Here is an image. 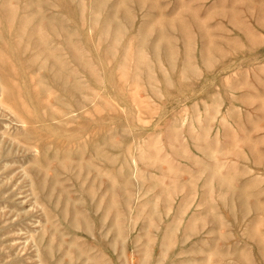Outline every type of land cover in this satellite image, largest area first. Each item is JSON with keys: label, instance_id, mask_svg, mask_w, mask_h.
Instances as JSON below:
<instances>
[{"label": "rangeland", "instance_id": "rangeland-1", "mask_svg": "<svg viewBox=\"0 0 264 264\" xmlns=\"http://www.w3.org/2000/svg\"><path fill=\"white\" fill-rule=\"evenodd\" d=\"M1 49L0 264H264V0H0Z\"/></svg>", "mask_w": 264, "mask_h": 264}, {"label": "bare ground", "instance_id": "bare-ground-1", "mask_svg": "<svg viewBox=\"0 0 264 264\" xmlns=\"http://www.w3.org/2000/svg\"><path fill=\"white\" fill-rule=\"evenodd\" d=\"M29 1V0H28ZM31 1V0H30ZM27 2V1H26ZM2 3V2H1ZM31 3V2H30ZM55 6H57V7H59V0H55ZM18 7V6H17ZM10 9V8H9ZM28 9V8H27ZM14 11V10H13ZM21 12V11H20ZM47 13V12H46ZM57 18H59V17H57ZM43 19H44V17H43ZM28 20V19H27ZM46 20V19H45ZM59 20V19H58ZM28 21H30V20H28ZM12 22V21H11ZM19 23V22H18ZM52 24V23H51ZM54 26V25H53ZM4 27V26H3ZM37 28V27H36ZM17 30V29H16ZM55 30V29H54ZM15 31V30H14ZM40 31V30H39ZM38 31V32H39ZM42 33V31L40 32V34ZM39 34V33H38ZM55 39H54V43H55V48H54V50H55V53L59 50V41H58V37H57V35H58V33H57V31L55 32ZM37 35V34H36ZM39 40H40V42H42L44 39L42 38V37H39ZM43 44L42 45H44L45 43L44 42H42ZM3 53V50L1 49V51H0V53ZM1 53V55H4V54H2ZM1 57V59H5V58H3L2 56H0ZM1 61H3V60H1ZM55 61V60H54ZM3 65H4V63H3ZM25 71V70H24ZM28 72V71H27ZM58 72V71H57ZM57 75L54 73V75L51 77V82L53 83V84H56V81H57ZM11 80V79H10ZM0 81H2V82H4V79H2V80H0ZM1 82V83H2ZM3 84V83H2ZM1 85V84H0ZM1 87V86H0ZM6 88H7V86H5ZM7 90H8V88H7ZM48 90H50L49 88H48ZM52 91V90H51ZM59 91V90H58ZM7 92H9V90L7 91ZM7 92H6V94L5 95H7ZM53 93H55V92H53ZM54 95H57V94H54ZM19 96V95H18ZM3 97V96H2ZM19 98V97H18ZM5 99V98H4ZM3 99V100H4ZM16 99H17V97H16ZM8 100V99H7ZM15 101V100H14ZM3 102H5V101H3ZM18 102H19V100H18ZM14 104H16V103H14ZM26 104V103H25ZM7 106L9 107V104L7 103ZM15 106H17V104L15 105ZM23 106V108H24V104L22 105ZM27 106H25V108H26ZM29 107V106H28ZM10 108V107H9ZM8 108V109H9ZM17 108V107H16ZM11 110L13 109L14 110V108L13 107H11L10 108ZM29 109H31V108H29ZM29 109H27V111L29 110ZM10 110V111H11ZM37 111V110H36ZM50 111V110H49ZM12 112V111H11ZM34 112V111H33ZM16 113H17V115H18V112L16 111ZM16 113H15V116H16ZM35 113V112H34ZM30 114V112L28 113V115ZM18 118H19V116H18ZM20 118H21V116H20ZM20 118H19V121H20ZM22 121V120H21ZM23 123H26L25 121H24V119H23ZM26 138V137H25ZM101 143H102V146L103 145H105V139H102V141L100 140V143H98V145L97 146H100L101 145ZM70 210V209H69ZM104 219H105V216H104ZM80 223V222H79ZM76 225H78V221H76ZM82 225H84L85 226V228H88V229H91V227H92V224H91V222L90 221H84V222H82Z\"/></svg>", "mask_w": 264, "mask_h": 264}]
</instances>
